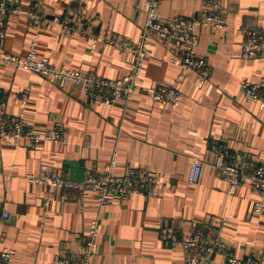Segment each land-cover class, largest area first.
Instances as JSON below:
<instances>
[{"label": "crops", "instance_id": "1", "mask_svg": "<svg viewBox=\"0 0 264 264\" xmlns=\"http://www.w3.org/2000/svg\"><path fill=\"white\" fill-rule=\"evenodd\" d=\"M9 2L4 51L26 53L34 36L28 11L36 6L51 19L40 29L39 55L106 78L127 72L132 55L102 42L92 51L82 27L87 22L95 33L136 39L145 19V0ZM220 2L225 28L198 26L197 52L211 67L201 87L195 73L183 75L171 47L154 40L132 98L112 105L85 103L74 85L0 64V116L22 114L26 125L41 135L58 126L65 139L30 144L24 137L0 138V249H13L12 264H53L54 254L75 248L76 238L93 218L99 232L92 264H184L180 245L161 239L160 228L180 238L197 224L217 227L233 255H251L264 264V214L254 210L259 194L247 186L229 194L213 166L219 144L246 170L264 163V108L245 101L239 92L242 81L264 88V53L244 60L239 49L246 29L264 32V0ZM203 11L205 0L159 4L164 17L199 20ZM159 84L181 89L180 100L168 110L148 96ZM24 88L29 96L21 104L16 94ZM114 148L115 173L123 175L133 166L156 174L158 196H113L99 206L93 191L74 196L25 178L45 165L82 181L102 171ZM191 158L203 164L195 184L186 182ZM225 259L217 253L210 264H224Z\"/></svg>", "mask_w": 264, "mask_h": 264}, {"label": "built area", "instance_id": "2", "mask_svg": "<svg viewBox=\"0 0 264 264\" xmlns=\"http://www.w3.org/2000/svg\"><path fill=\"white\" fill-rule=\"evenodd\" d=\"M162 0H145V19L136 39L123 35L107 36L95 33L87 22L83 23L82 33L91 42V50L98 47L99 43H108L121 52H129L132 59L127 72L119 78H106L93 72L74 69L66 64H56L47 56L38 54L37 46L40 29L51 19L38 7L33 6L28 11L30 26L34 29V36L24 55H14L6 52L1 47L5 37L8 14L11 10L9 0H0V64H8L21 68L46 79L58 83L74 85L79 89V98L88 104L112 105L118 100L127 101L132 98L135 87L140 81V72L144 60L149 56L151 41L164 43L174 52V60L183 68V75L189 72L196 74L197 85L203 86L211 76V67L208 61L197 52L199 45L198 26L211 25L216 28H225L219 7L220 0H205V11L199 18L175 15L164 17L159 12ZM64 28L67 29L65 25ZM240 56L244 60L252 59L264 53V32L259 28L246 29L239 45ZM240 95L247 102L256 103L259 108H264V88L257 83L242 81L239 86ZM181 89L165 84L156 85L148 92L149 98L161 103L165 109L176 104L181 98ZM29 96V88L17 92L16 100L25 104ZM24 137L30 144L39 140L64 142L62 130L54 126L52 130L43 135L36 133L26 125L22 114H3L0 116V138L13 139ZM216 159L213 166L218 176L228 186V193L232 194L236 188L247 186L259 194V199L254 204L258 214H264V163L246 170L235 161L233 154L225 146L219 144L214 147ZM118 152L114 148L102 171L96 175L89 173L82 181L71 180L58 171L42 165L36 174L28 173L25 178L28 182L44 184L50 188H58L61 192L70 195H81L85 191L96 194L97 204L105 205L112 201L113 196L121 199L132 194L147 198L159 194L158 176L147 170L129 166L126 173H115ZM202 161L191 158L186 174V182L195 184L199 181L202 171ZM3 218L8 217V212L2 210ZM99 232L97 218L90 220L86 232L75 240V248L64 254H54L53 264H92L95 254L96 242ZM160 238L166 241L177 242L182 251L184 264H210L215 254L225 256L224 264H261L254 256L238 257L231 253L229 246L219 238V230L211 225L197 224L185 235L178 238L170 229L160 228ZM14 251L10 248L0 249V264H12Z\"/></svg>", "mask_w": 264, "mask_h": 264}, {"label": "rangeland", "instance_id": "3", "mask_svg": "<svg viewBox=\"0 0 264 264\" xmlns=\"http://www.w3.org/2000/svg\"><path fill=\"white\" fill-rule=\"evenodd\" d=\"M182 257H183V255H182Z\"/></svg>", "mask_w": 264, "mask_h": 264}]
</instances>
